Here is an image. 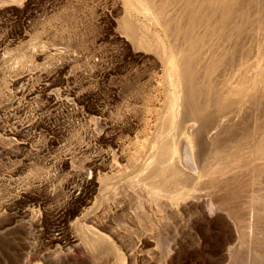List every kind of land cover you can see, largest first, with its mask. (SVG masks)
<instances>
[{"label":"bare ground","instance_id":"6f19581e","mask_svg":"<svg viewBox=\"0 0 264 264\" xmlns=\"http://www.w3.org/2000/svg\"><path fill=\"white\" fill-rule=\"evenodd\" d=\"M36 4L35 0H0V28L5 27L3 33L0 29V115H7L11 124L7 128L0 121V160L18 161L8 176L11 185L24 186L32 180L46 193L37 198L27 188L13 195L8 205L0 202V212L6 206L13 219L32 221L45 203L65 196L53 212L51 228L56 233L46 236L43 250L37 251L42 253L40 259L56 262L69 244L80 241L93 264H122L109 239L90 226L97 217H92L97 195L108 201L118 193L135 212L146 208L176 220L184 215L194 229L212 226L214 231L203 235L206 245L200 247L201 253L213 257L206 264H221L226 258L229 264H264V0H74L49 10ZM107 5L109 11L103 8ZM127 5L148 10L153 35L147 37L158 44L159 59L148 54L150 49L131 27ZM123 8L126 16L120 23L111 13ZM39 11L51 21H38ZM96 11L107 29L104 39L117 46L123 61L138 66L133 74H125L120 87L114 84L118 88L108 98L123 103V110L115 111L117 123L109 110L91 102L92 94L84 89L90 85H84L88 79L76 65L82 61L79 56L93 51L88 49L95 42L89 47L85 35ZM2 20L13 22V27L6 30ZM121 29L124 36L117 33ZM41 36L61 40L64 52L61 47L58 58L43 52ZM87 61L81 67L90 66L96 77L111 79V71H96L101 62ZM29 106L37 116L63 108L87 123L86 144L71 129L61 132L63 144L45 139L57 153L42 161L48 171L52 169L51 175L19 176L25 162L20 152L39 126L34 118L25 124L16 121ZM157 123L161 130L155 142L151 129ZM186 130L193 153L189 171L178 151ZM115 158L122 166L114 163ZM110 178H116L118 189L108 187L105 180ZM205 200L213 206V219H199ZM74 217L85 224L79 223L82 230L72 227Z\"/></svg>","mask_w":264,"mask_h":264},{"label":"rangeland","instance_id":"374dc122","mask_svg":"<svg viewBox=\"0 0 264 264\" xmlns=\"http://www.w3.org/2000/svg\"><path fill=\"white\" fill-rule=\"evenodd\" d=\"M35 1H37V3L39 4V5L36 4L38 6V9L41 6L42 8L43 6H45V8H48L49 10V7L51 6L53 7L55 6V8H58V9L63 7L64 5L69 6V3L71 5L74 0H41V1L35 0ZM119 1L124 2L125 0H119ZM105 7H103L104 10L109 11V6L107 5ZM124 8H126V6ZM124 8L123 10H121V12L119 10V12L117 13L115 12L111 13L113 18H115L116 21H119L120 23L126 16V14L124 15L125 13ZM126 12H127L129 21L131 22V27L133 28L137 36L143 40L144 42L143 46L146 45L147 49L148 50L150 49L148 54L151 52L150 54L154 55L157 59H159L160 48L158 44H156V42H151L150 38L147 37L149 34H150V37H152L153 35V30L149 26L148 10H146V8H140V6L138 10L137 9L135 10L134 8L128 6L126 9ZM39 13H38V16L40 17L37 16L38 21H42V22L45 21V23H47V21L49 20L51 21V19L48 18L49 15L45 14V12H44V16H43V12L39 11ZM100 13L101 12H97V11L93 13L95 15H92L93 16L92 17L93 18L92 27H90L89 30L86 31L87 35H85L86 37L89 36L87 38V41L85 42V44H87L89 47L91 46L92 43L95 42L88 49V52L92 50L95 52L93 51L92 53L90 52L89 55H87V57L86 56L83 57L81 54H79L81 55V57L79 56V60L83 61V62L82 61L81 62L79 61V62L81 64L83 63L82 64L83 66L87 65V62H88L87 60L89 58L90 59L92 58V62L93 60L94 62L97 61L96 63L101 62L99 65L97 64L96 67L99 69L96 68V71H98V73L99 71L100 73L111 71L110 72L111 79L107 78V79L102 80L101 78L96 77L95 73H93L94 68L90 69V66H88L87 68H85L86 66L81 67L82 65L80 63H79L80 65L78 63H76V65L77 67L80 66L79 69L85 72V78L88 79V80L84 79V81H87V83L89 82L88 84L86 83L84 85L86 86H88L89 84L90 85L88 88L86 87L84 89L89 90L90 95L92 94L90 98L91 102L94 103V105H96L100 109L104 110L105 108L106 111L109 110L108 112H111V117H110L111 120L114 119V122L117 123L120 121H119L117 114L115 115L116 113L115 111L120 108H122L121 110H123V107H122L123 103L121 101H118L117 104L112 103L110 102L109 99L111 98L112 95L115 94L114 93L116 92L115 88L120 87L119 83H121L122 85L123 80H125V78L127 79L126 75L129 73L133 74L134 72H136L138 70V66L133 63H128L126 61H123L122 58L120 57L118 49H116L117 46L108 43V41L104 39V37L107 35L106 33L107 29L103 25L100 24V21H98L100 17L99 15ZM56 17L60 18L59 16H56ZM4 23L7 24V22H3L2 20L1 26H3ZM12 24L13 22H9L6 25V30L10 29V27H13ZM15 25H18V22L15 23ZM3 27L0 28L2 30L1 31L2 33H3V29H5V27L4 28ZM122 32H125V31L121 29L117 33H119L120 35L123 34L124 36L125 34ZM42 38L40 39L41 40L40 49L41 50L44 49L43 52L46 51L45 53H49L50 55L53 54V56L56 58H58V55L60 56L61 54L60 52H64V45L62 42H60L61 40L51 39V38L49 39L46 36H43ZM99 39H102V40L99 41ZM50 41L52 42V44L53 43L57 44L59 42L57 44L59 47L56 44H53V45L57 47V49L54 46L52 47V45L50 46L51 44ZM45 42L46 44H48L47 46L43 44ZM89 43L91 44L89 45ZM49 46L51 49L48 48ZM98 46H100L101 48ZM46 47H47V50H45ZM61 47L63 48V50H60ZM140 48L144 52H146L143 47H140ZM48 49L51 51H49ZM52 49L53 50L55 49V50L53 51ZM100 49L102 50V52ZM97 57L99 58L100 61L97 60ZM84 60H86V64ZM89 62L91 61L89 60ZM128 69L129 70L131 69V71H128ZM158 75L160 76L161 74L158 73ZM89 78H90V81H89ZM92 79L93 80L97 79V81L96 80L93 81ZM112 79L114 80V82L112 81ZM116 82L119 85H117ZM114 84L117 85L118 87L115 86ZM113 88L115 89V91ZM92 91L93 93H91ZM110 93L112 94L111 96H110ZM111 104H113V107L111 106ZM28 108L26 109L27 112L25 111L24 114H21L19 116L17 115L18 117H16V121L18 122L19 120L20 122L18 123H21V121H23L25 124L26 121L27 122L33 121L32 119L34 118V121L37 122L39 126H38V129L33 131L34 132L33 134L32 132H30L31 133L30 136L34 137V139L32 138L33 140L28 145V147H26L27 149L25 148L26 150L24 149V150H21L20 152V154H22L21 157L25 160V162H24L23 173H20L19 176L24 177L29 174L33 175V174L40 173V172H42L41 174H46L45 176L51 175L53 173V171L51 172L52 169H49L48 171V167L44 165V163L42 164V161L45 162L43 158L45 159L46 156L47 158L54 156V155H55L54 157H56L57 153H56V148L54 147L52 148L51 146H49L47 143V140L45 141V139H48V138L55 139V140L57 139L58 141L61 142L62 133L67 131L68 129L69 130L71 129V131L73 130L74 132L79 134V136L83 138L84 144H86L88 143V139H86V136L84 134L88 132V129H87L88 127H86L87 123L81 117L73 115L72 112L71 114H69L70 111L68 110L67 112H65L66 109H63V108H61V110L59 111H56L55 113H45L43 115H38V116L37 114L33 112V106L31 107L29 106ZM121 110H118V111H121ZM6 117L7 115H0V121L7 128H11V124L9 125V123L6 120ZM3 118L5 120H3ZM23 122L21 124H23ZM57 127L59 129H57ZM153 129H151V137L155 138L154 139L155 142L156 141L158 142L161 125L157 123L154 125ZM37 130L39 133L37 132ZM53 131H54V134H53ZM58 132H59V136H57ZM189 137H190L189 132L186 130L180 136L179 142H178L179 158L186 171L191 170V168L193 167V163H192L193 153L191 151L192 148L189 143ZM114 138L116 140L118 139V142H120L121 140V137L119 136H116ZM122 140H123V137H122ZM140 141H141L142 146H146L145 140L141 139ZM61 144L63 143L61 142ZM42 147L46 148L47 150L43 149ZM109 148L112 149L113 147L109 146ZM43 150L44 152L45 151L47 152H45L44 154ZM52 152H54L53 153L54 155L52 154ZM60 155H62V152L59 151V156ZM5 162H6L5 160L4 162L3 160H0V200H1L0 202H3L6 205H8V202L10 203V200L14 197L13 195L15 194L17 195L18 193L25 191L27 188L28 189L26 191L30 192L33 195L34 194L37 195V196L34 195L37 198H42L45 195L46 190L44 189V187H41V185L38 186V184L32 182V180H29L27 185H24V186L19 183L11 185L9 182H7L9 173L15 169V167L18 164V161L13 162V163H8V164H6ZM114 163L118 166H122V164L120 163V160H118L117 158H115ZM45 176L43 175V177ZM105 181H107L108 183L107 185L108 187L110 186L112 191H114L115 189H118L116 178L106 179ZM62 197L59 198L58 196L54 200L48 203H45V205L43 206V209H41V211H38L35 214L34 217L36 218V220L34 218L32 221H25V220H22L21 218H15L16 220L13 219V212L7 210L5 206V208L0 212L1 213L0 214V225H1L0 226L1 227L0 228V264H47L42 259H40L41 258L40 255L42 253L40 252L39 253L40 255H39L37 251L43 250L42 249L43 244L41 243L42 241H44L46 236L56 233L51 228V223H53V219H52L53 214H54L53 212L55 211L57 206L63 204L64 202L63 200L65 196H62ZM97 197H98V200L95 203V209L92 214V217H96V216L97 217L94 218L93 220L94 223L90 224V226L94 230H98L99 232L104 234L107 240L109 239L111 246L114 247L113 249L121 256V258H123L122 264H206V262H210L212 260L213 257L208 253H201L202 248H200L206 245V243H204L203 241L204 239L202 238L203 235L206 234L208 237L214 231V228L212 226L205 224L203 225L202 228L194 229V228L189 227L184 215H181L178 218V220H176L168 215L166 216L162 214L160 215V213L157 214L155 213V211H149L146 208H141L137 212H135L132 209H130L129 204L126 202V199H123L122 197H120V194L118 193H115L112 196H110L108 201H107V198L102 199L98 195ZM208 202L209 201L205 200L204 203H202L201 205L202 211L201 209H199L198 211L200 212L198 213V216L200 217L199 219L206 220L208 218L209 219L214 218L213 208H212L213 206L212 204L210 205V202L209 203ZM144 217L146 218L144 219ZM76 218L77 217L72 218L70 223L76 231L82 230L81 227H84V226L80 224H83V225L85 224L82 222L80 223L79 221L77 222ZM38 222H41V223L38 224ZM149 223L151 226L149 225ZM191 238H192V246L190 245ZM79 242L74 241L71 244H69V246L67 247L68 249L67 252H65L63 255L59 254V260H56V262H58V264H93L90 261L91 259L89 258V256L85 254L86 252L83 246H81L82 244ZM213 243L215 244V240H213ZM189 248H192V250H190ZM61 257H63L62 259L65 262L60 260ZM56 262L53 261L49 264H54ZM221 264H229L228 259L226 258V260H224Z\"/></svg>","mask_w":264,"mask_h":264}]
</instances>
